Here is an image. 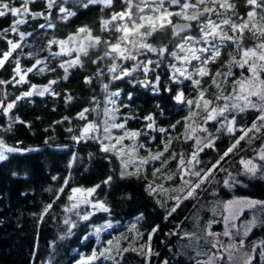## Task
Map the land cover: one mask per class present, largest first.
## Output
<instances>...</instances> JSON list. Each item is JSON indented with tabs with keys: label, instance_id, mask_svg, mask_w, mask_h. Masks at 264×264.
<instances>
[{
	"label": "snow or ice",
	"instance_id": "1",
	"mask_svg": "<svg viewBox=\"0 0 264 264\" xmlns=\"http://www.w3.org/2000/svg\"><path fill=\"white\" fill-rule=\"evenodd\" d=\"M37 0H0V17L10 15L14 19L12 25L8 29L0 32V38L9 31H18L20 24L27 23V19L19 17H27L31 15L35 20L43 15L40 12L30 11L29 5L35 4ZM114 0H75V7L87 9L90 5H103L101 11L110 8ZM124 6L122 11L112 12L109 19L101 17L100 31L117 33L115 38H103L100 35H93L92 29L84 25L78 27L75 33H71L66 39H52L48 41L47 51L53 58L60 56L75 57L62 60L58 67L64 70L63 79L69 78V69L84 68L85 61L82 57H88L90 50L99 51L101 45L104 51L91 60V63L98 65L96 71L84 78L86 85H91L96 80L100 85V90L105 94L104 108L102 109L103 119L100 123L94 121L88 122L78 137L74 140L94 139L100 144L103 153H109L106 156L109 164H112L111 157H115L119 162V176L121 179L135 176L140 178L142 169L145 171L147 167H151L153 177L157 174L163 175L167 180H180V186L173 189L178 194L172 196L174 204L168 206L167 203H161L157 199V204L166 210L165 219H168L176 212L185 200H197V190L206 191L205 185L213 183L221 185L230 191L235 189L237 185L247 187L242 184L231 172L222 166V162L230 154H234L239 148L241 141L251 147L255 140L264 139V0H245V14L241 15L234 0H120ZM68 0H46L47 9L51 10L54 6L59 5V12L63 14L60 18L68 20L69 17L75 16L77 13L64 7ZM175 8L176 10H172ZM173 18L176 23H173ZM44 28V24L39 25ZM47 27L55 28L54 24ZM171 30L172 38L177 43L154 45L149 43V39L157 32ZM26 35L32 33L19 32L20 39L23 40ZM250 42V43H249ZM9 50L0 52V68L12 57L13 52L21 47L19 43L12 40L7 41ZM76 44V47L71 45ZM53 45H58L60 51L53 52ZM231 47L232 51L227 52V59L213 72L211 69L221 59L227 49ZM41 49L40 51H44ZM155 54L156 59L151 58L148 54ZM32 54H29L31 58ZM143 57V59H141ZM106 63L105 67H99L102 62ZM128 62H131L129 64ZM45 64V61L37 58L35 64L23 70L20 67V61L15 60L16 67L13 69L15 75L12 81L0 80V84L26 83L25 75L32 72L37 65ZM106 69V70H105ZM164 70L167 71L168 79L163 81L161 76ZM45 71L54 72L55 67L38 68V73ZM151 74V78H150ZM19 80H16V76ZM142 77V78H141ZM107 80V82H105ZM115 81H125L126 83L136 87L137 85L146 89H150L153 93L159 94L161 84L164 90L171 93L173 85H175V95L173 99L186 108L187 115L177 120L168 128L157 127L156 114L149 113L144 117H139L132 109L130 103H125L122 96L123 89L111 90V84ZM57 80H50L48 85L39 87L31 85L32 91H26L22 96L16 97V100L4 104L0 101V110L7 115L15 106L16 101L25 97H31L34 94L44 96L49 93L59 96L60 93L55 92L52 85L57 84ZM207 83V87L205 84ZM190 89L186 91L187 86ZM215 92H210V89ZM93 92L95 89H91ZM74 97L69 93L65 96V102L70 104ZM127 101L133 99V93L126 94ZM90 103L96 107H86L77 114V118L85 120L86 113L95 112L99 117L101 109L99 108L100 100L97 96L90 97ZM109 105L111 107H109ZM159 115H163L160 105L156 106ZM127 109L128 112H123ZM258 113L250 126L239 124L238 118L243 119L245 113ZM131 113V114H129ZM69 120V117H64ZM143 119L147 123L145 128L148 130L158 131L161 134L162 148L157 146L156 150L148 148L140 137H148L149 132L137 129L133 130L128 127L130 120ZM57 121L56 123H62ZM16 123H24L19 117H9L7 127L0 128L2 132H11L13 125ZM218 125L216 133L226 132L233 136L234 140L231 145L223 152L218 153V159L211 167H200L202 161L200 154L206 148L215 150L216 140L220 139L209 131L210 124ZM179 126L184 131L179 135L173 136L172 132L176 131ZM115 130V131H114ZM68 131H72L71 128ZM239 132L240 135L235 134ZM156 137L152 136L151 141H155ZM125 140L132 143L125 144ZM174 141H181L184 144L192 142V150L190 152L172 151L168 159H164ZM144 149L145 156H139V151ZM36 149H20L15 146L7 145L6 141L0 137V162L8 159L9 153L20 151H35ZM244 149H241L243 151ZM255 156L249 159L243 157L239 161L243 165L241 174L252 179L264 180V144L261 145ZM260 163H256L257 160ZM172 162L176 163L175 171L171 170ZM159 163V167L155 165ZM132 168L133 171H129ZM115 172L116 169L113 168ZM225 172L226 177L222 181L216 180V174ZM15 174V173H14ZM56 179V177H53ZM145 179L147 176L145 175ZM114 177L109 175L101 183L90 188L73 187L68 194L67 199L74 201L71 208L76 209L80 204L90 205L97 211L110 212V208L105 201L90 199L101 186L111 188ZM68 179L65 180V187ZM160 191H167L163 185L156 188L149 182L145 191L149 195H155ZM60 193L64 192V187L59 189ZM215 194V192L213 193ZM59 199V196L56 197ZM223 212L220 220H209L201 235L196 233L185 232L182 239L194 241V254L188 257L189 264H232L233 250L239 251L244 248L245 240L249 233L255 227H264V219H257L254 214L251 220L240 221L245 210H257L264 214V201L252 199L248 197H233L230 200L221 202ZM52 207L51 204L44 206L40 220L48 213ZM71 210V209H66ZM213 211H215L213 209ZM95 212H89L80 219L89 221ZM77 215H80L77 213ZM143 219V214L137 217V221ZM65 224H70L69 235L72 234L71 229L77 227L75 222L68 219L64 220ZM223 224L222 232L212 231L213 224ZM109 222L102 228L95 229V235L99 237L102 230L112 228ZM179 227V226H178ZM241 228L243 232L241 233ZM159 230V225L152 228L148 233V241L141 245L139 249L132 247L122 248L119 238L115 240H107L103 242L99 249L93 248L90 255L79 254L80 258L76 264H103L104 261H111V264H121L124 259V253L135 252L137 255L143 256L145 264H150L153 255L159 256L158 252L151 249L152 236ZM129 231H137L136 225L133 224ZM93 233L85 235L81 240L84 243ZM143 237L144 233H139ZM166 236H179L176 231L166 233ZM222 237H227L229 242L225 244ZM64 237H62L63 239ZM201 241L208 244L207 251L201 247ZM147 248V252L144 249ZM259 248V256L264 259V242L253 244L252 251L256 252ZM171 252V249H169ZM119 257V259H117ZM203 257V258H201ZM253 255H248L244 264H253ZM175 259V258H174ZM162 264H170L165 259ZM178 264V261L176 262Z\"/></svg>",
	"mask_w": 264,
	"mask_h": 264
},
{
	"label": "trees",
	"instance_id": "2",
	"mask_svg": "<svg viewBox=\"0 0 264 264\" xmlns=\"http://www.w3.org/2000/svg\"><path fill=\"white\" fill-rule=\"evenodd\" d=\"M234 2L237 3L241 15H244L245 0H234ZM118 7L119 4H116L115 7H111L110 11L106 10V16L118 10ZM84 24L92 26L94 33H101L107 37L98 30L97 11L90 7L85 12L78 13V16L72 20L64 22L61 28V37L74 32L76 26L79 27ZM54 32L56 34L58 31L55 30ZM169 36L168 30L157 32L149 39V42L154 45H161ZM33 38L34 36L31 37L30 41L32 42L30 44H26L22 49L15 51L5 66L0 68V80L9 81L11 79L13 69L16 67L15 60H19L23 68L31 66L34 59L26 53L41 46L33 43ZM111 38H115L113 34ZM46 39L48 38L46 37ZM172 43H177V41ZM7 49V45L0 44V52ZM19 51H22L21 54L18 53ZM103 51V45L99 51L90 50L88 57H82L85 61L84 68L70 69L71 75L66 82L63 81L62 77L63 69L58 67L59 58L49 56L46 65L55 67L56 71H45L44 73L32 71L28 74L26 83H5L4 90L0 88V99L14 101L16 97L22 96L25 91L29 90L31 83L45 85L50 80H57L58 83L52 85V88L55 92L60 93L59 96L46 93L44 96L34 94L31 97H25L16 101V106L7 115L0 110V128L8 126L9 117H19L21 121H24V123L14 124L11 132L0 131V137L9 145L23 149H36L35 151L10 153L7 160L0 162V264H76L80 258L79 254L90 255L92 249L98 247L97 236L91 232L92 227L106 222L115 225L136 222V233L134 236H128L130 240L123 241L121 247L127 248L131 245L137 249L146 244L148 233L153 227L159 225V230L152 236L151 240V249L158 252L159 256H152L150 264H161L165 259H168L170 264H176L177 261L178 264H189V256L180 251L178 243L180 235L166 236V233L176 231L180 234L182 223L191 211L194 202L190 201L181 205L175 213L165 219L166 210L157 204L158 195H149L145 191L149 182L153 186L157 183L152 179V174L149 171L140 172L139 179L135 176L121 179L118 174V161L115 157H111L112 164H109L105 157L110 156V154L103 153L96 140L89 139L77 142L73 139V137L80 135L84 124L93 117L92 113L85 120H80L77 118V114L91 105V96L95 95L100 98L103 95L96 80H93L91 85L84 83L85 76L93 74L98 67V65L92 64L91 60ZM228 51H232L231 47L212 67L213 72L227 59ZM44 53L46 54L45 51ZM109 62H102L99 67L104 68L105 64ZM167 79L168 74L164 70L161 80L163 82ZM110 87L111 90L123 89L122 99L125 103L131 104L133 111L139 117L142 118L149 113L156 114L157 127L168 128L169 125L187 115L186 108H183L173 99L175 85L172 86L173 91L169 93L164 90L162 83L159 94L138 85L132 87L125 81H115ZM190 87L188 85L186 91ZM205 87H207V83ZM91 89H95V91L93 92ZM129 92L133 93V99L130 102L126 99V94ZM210 92H215V89H210ZM69 93L74 97L70 104L65 102V96ZM157 105H160L163 115H159ZM121 111L122 113L128 112L127 109ZM256 115L258 113H245L243 119L238 118V123L249 126ZM66 116L69 117V120L63 119ZM57 121L63 122L56 123ZM146 123L143 119L130 120L128 127L133 130L148 131L149 136H141L140 140L145 141L152 150H156L157 146L162 148L161 134L158 131L146 129L144 127ZM208 127L209 131L219 135L220 139L216 140L215 150L206 148L200 154L202 161L200 167H211L208 162L214 163L218 159V153L222 155L234 140L233 136L226 132L216 133L218 125L213 123ZM69 128L72 131H68ZM183 131L184 128L179 126L171 135L176 136ZM235 135L239 136L240 133L237 132ZM152 136L156 137L155 141H151ZM263 141L264 139H257L251 147L246 141H241L234 154H230L222 162V166L227 172H231L247 187L237 185L235 189L230 191L224 188L222 184L213 183L205 185L206 189H218L222 196L241 195L264 199V180L252 179L241 174L243 166L239 163L242 157L246 158L254 154L252 148L258 150ZM241 149L244 150L241 151ZM173 150L190 152L192 142L184 144L181 141H174L164 156L170 157ZM113 168L116 169L115 172ZM109 175L114 177L112 187L109 189L102 185L91 199L93 201H105L110 212L96 211L89 221L81 220L80 216L89 213L90 207L82 205L72 209L70 201L67 199L71 189L73 187H93ZM145 175L147 179H145ZM225 177V172L216 174L218 181H222ZM66 179H68V184L65 187ZM61 187H64L63 193L59 192ZM57 196H59L58 200L56 199ZM165 202L168 206L173 205V202L166 198L161 200V203ZM47 204H51L52 207L43 220H40V214ZM141 214H143V219L137 221V217ZM65 219L75 222L77 225L71 229L72 234L70 235L69 228L71 225L65 224ZM117 230L115 227L112 229V231ZM263 230L264 228L261 230L256 228L250 237H257ZM138 232L144 233L143 237H140ZM89 233H93V235L81 243L83 237ZM108 234L104 233V235ZM62 237L64 238L62 239ZM103 264H111V261H104ZM121 264H145V260L143 256L130 251L124 253Z\"/></svg>",
	"mask_w": 264,
	"mask_h": 264
},
{
	"label": "rangeland",
	"instance_id": "3",
	"mask_svg": "<svg viewBox=\"0 0 264 264\" xmlns=\"http://www.w3.org/2000/svg\"><path fill=\"white\" fill-rule=\"evenodd\" d=\"M51 10L47 9L46 12H42L43 13L42 18H44V17L47 18L48 15L50 14V11ZM172 10H176V9L173 8ZM19 18L20 19H27L28 17L21 16ZM49 24H50L49 22L46 23V25H49ZM45 28L48 29L50 27H47L46 26ZM22 29L23 28H20V26H19L18 27V31H16V32L9 31L11 33V35H14L15 34V36H9L8 37V36H5L4 35V37H6L8 40H12V41H14V39L16 37H18V40H15L14 42L20 43L21 39H20V36H19V32H23ZM27 36L28 35H26L25 37H27ZM47 45H48V42H46V44L40 46L39 48H35L34 51L29 52V54L30 53L32 54L31 58L34 59V61L31 64L30 67H32L35 64V60L37 58L41 59L42 61H45V64H47L46 63L47 58L50 56L49 55V52L46 50L47 49ZM71 46L72 47H76L77 45L76 44H73ZM23 47L24 46H21L20 49H22ZM41 49H45L44 51L46 52V54L45 53L43 54L44 51H40ZM8 50H9V46H8V49L5 50V51H8ZM51 51H53V52L60 51L59 46L58 45H53L52 48H51ZM148 55L151 58L156 59L155 54L149 53ZM74 57H75V53H73V56L72 57H68V56L65 55V56H60V57H56V58H59V63H60L62 60L71 59V58H74ZM51 58H53V57H51ZM141 59H143V57H141ZM45 64L37 65L36 68L33 69V71H37L38 68H44L45 67ZM129 64H131V62ZM20 67L22 69V74H24L23 70H26L27 68H23L21 66V64H20ZM30 67H28V68H30ZM69 71H70V69H69ZM29 73L30 72H27L26 75H25L26 81H27V76H28ZM14 75H15V73L13 72V75H12V77H11V79L9 81H12L13 80V76ZM16 80H19V76L18 75L16 76ZM12 83L13 84H17L14 81ZM31 85H37L38 87L39 86H42L43 87V86H46L48 84L40 85V84H36V83H31L29 85V90L28 91H31L32 90L31 89ZM104 96H105V94L103 93L102 97L99 98V100H100L99 108L101 109V115L98 117L97 116V113H95V112L86 113V117L87 116L89 117V114H92V113H93V117H91L84 124V126L88 122H92V121H94L96 123H100L101 122V120L103 119L102 109L104 108ZM0 101H2L5 105L8 104V103H10V102H12V101H7L4 98L0 99ZM91 107H96V105L91 104L89 106V108H91ZM109 107H111V106L109 105ZM81 131H82V129H81ZM140 142H143L148 148H150L147 145V143H145V141L140 140ZM124 143L125 144H129V143H132V142L131 141H128V140H125ZM262 144H264V141H263ZM7 145H9V144H7ZM9 146H13V145H9ZM15 147H17V146H15ZM18 148L23 149L21 147H18ZM20 152H24V151H20ZM145 155H146L145 150L144 149H141L139 151V156H145ZM255 155H256V153H254L251 156H248V157H246L244 159L252 158ZM163 158L164 159H168L169 157L164 156ZM255 162L256 163H260V161L258 160V158H257V160ZM155 166L156 167H159L160 165H159V163H157ZM119 167H120V165H119V162H118V174H119ZM170 167H171V170L172 171H175L176 163L175 162L172 163L170 165ZM129 171H133V169L132 168H129ZM146 171H149L152 174L151 167H147V170ZM146 171L144 169L141 170V172H146ZM152 179L154 181H157V183L153 186L154 188H156L159 185H163L164 188L167 189V191H160L158 189L157 195H158V198L160 199V201L162 199L164 200L166 198L169 201H172L173 204H174V201L171 199V197L178 194L177 192L173 191V189H175V188H177V187L180 186V180L179 179H176V180L170 181V180H167L163 175H161L159 173L157 174L156 177H153V175H152ZM214 192H215V194H213ZM220 194L221 193H220V191L218 189L217 190H215V189L213 190V188H210V189H208L205 192H201V191L197 190V195H198V199L197 200H191L190 199V200H185L182 203V205H184L185 203L190 202V201H193L194 202L193 205H192L191 211L187 215L185 221L182 223V227H181L180 234H179L180 235V238L178 239L180 251L182 253H184L185 255L191 256V255L194 254L193 249H194V243H195L194 241H191L189 239H186V238L185 239H182L181 238V237H183V235H184L185 232H188V233H196L197 235H201L202 232H203V229H204V227L206 225V223L209 220H213V219L214 220H220L221 219V214L223 212V208H222L221 202L230 200L233 197H248V196H241V195H232V196H229L228 197V196H222ZM248 198H251V197H248ZM90 199H91V197H90ZM252 199H256V198H252ZM257 200L264 201V199H257ZM72 203H74V201H70V205H72ZM82 205H85V204H80L79 207L82 206ZM88 206L90 207V211L89 212H96L97 211V210L91 208L90 205H88ZM213 209L215 211H213ZM254 214L257 216V219L258 220L259 219H264V214L260 213L257 210H245L244 214L240 218V221H237V224L239 225L241 221L251 220V218H252V216ZM107 223H109V222H106V223L101 224V225H94L92 227L91 232H94L95 233V229L96 228H102L103 229V226L105 224H107ZM111 224L113 225L112 228H108V229L102 230L100 232V234H99V237H97V242H98L97 249H99L101 247V245H102L103 242H106L107 240H110V239L115 242V240L119 238L120 244H122L123 241L125 242L126 240L127 241L130 240V238L128 236H134V234L136 233V231H129V228L133 224L136 225V222H131V223L126 224V225H115L113 223H111ZM114 227L117 228L118 230L117 231H112V229H114ZM256 228H259L261 230V228H264V227H259L258 226V227L253 228L252 231L249 233L248 237L245 240V246H244V248L240 249L239 251L233 250V262H232V264H244V261H245V259L247 258L248 255H253L255 257L254 260H253V264H264V259H261L260 256H259L260 249L257 248L256 249V252H253L252 251L253 244H257L258 245L261 242H264V230L261 231V233L257 237H254V236L253 237H250L252 235L253 231ZM211 230L214 231V232H222L223 231V224L222 223H220V224H213ZM242 232H243V228H241V233ZM104 233H106V234L109 233V234L108 235H104ZM222 239L225 241V244H227L229 242V240H228L227 237H222ZM201 247H202V249L204 251H207L209 245L206 244V243H204L203 241H201ZM144 251L147 252V248H145ZM153 252H155V251H153ZM201 258H203V257H201Z\"/></svg>",
	"mask_w": 264,
	"mask_h": 264
},
{
	"label": "flooded vegetation",
	"instance_id": "4",
	"mask_svg": "<svg viewBox=\"0 0 264 264\" xmlns=\"http://www.w3.org/2000/svg\"><path fill=\"white\" fill-rule=\"evenodd\" d=\"M74 2H75V0H68V3L63 5L64 7L68 8L69 10L75 11L77 13L75 16L69 17L68 20H66V21L72 20L73 18L78 16V13L86 11L85 8L75 7L74 6ZM116 4H119V7H118V10H116L115 12L122 11L124 6L121 4L120 0H114L112 7H115ZM17 6H19V0H18V3H17ZM89 7L92 8L93 10L97 11V15H98V18H99V29L98 30L100 31L101 17H103L105 19H109L111 15L106 16L107 15L106 14L107 13L106 10L110 11L111 7L110 8H105L103 12L101 11V9L103 8V5L97 4V5H90ZM29 8H30V11H32V12H40V13L46 12V10H47L46 1L45 0H37V2L35 4H30ZM62 15L63 14H61L59 12V5L54 6L52 8V10L50 11V14L48 15L47 18L46 17L42 18V15H41V16L37 17L35 20H33L31 15H28L27 16L28 17L27 18V23L20 24L19 26H20V28H23L22 30H23L24 33H32V35H28L27 37H25L23 40L20 41L19 44L21 46H25L26 44H30L32 42V41H30L32 36H34L33 43L41 45V46L46 44V42H48L49 40H52V39L59 40V39L67 38V36L69 34H71V33H69L65 37H61V34H60V33H62V31H61L62 29L61 28H62L64 22H66L65 20H62L60 18ZM14 19H16V18H14V17H12L10 15H7L5 17H0V31L3 32L4 29L10 28L12 23H13V21H14ZM48 22L50 24L51 23L54 24L55 28H48V29L45 28L47 26L46 23H48ZM176 22H177L176 19L173 18V23H176ZM40 23L44 24L45 27L44 28H40L39 27ZM84 25L89 26L88 24H84ZM84 25H81L79 27H82ZM89 27L92 29L93 35H100L103 38H110V36L112 37V34H113L114 37H115V35H118L117 33H113V32L112 33L103 32V34H105L107 36V37H105L101 33H98V34L94 33L95 32L94 28H92V26H89ZM77 28H78V26H76L75 31L72 32V33H75ZM55 30L58 31V32H56V34L54 32ZM58 34L60 36H57ZM168 35H170V36L168 37L167 40L164 41V44H169L170 42L172 43V42L176 41V40H174L172 38L170 29L168 30ZM5 36H8V37L9 36H15V34L11 35L10 32H7V34ZM46 37L48 39H46ZM15 40H18V37H16L14 39V41ZM7 41H8V39L6 37L0 38V44L1 45L9 46ZM19 49L20 48H18L17 50H19ZM21 52L22 51H19L18 53L21 54ZM26 55H29V52H27ZM0 88H2V90H4V84H2V86Z\"/></svg>",
	"mask_w": 264,
	"mask_h": 264
},
{
	"label": "water",
	"instance_id": "5",
	"mask_svg": "<svg viewBox=\"0 0 264 264\" xmlns=\"http://www.w3.org/2000/svg\"><path fill=\"white\" fill-rule=\"evenodd\" d=\"M69 72H70V71H69ZM70 75H71V73H70ZM70 75H69V77H70ZM63 76H64V73H63ZM63 76H62V77H63ZM67 80H68V79H67ZM67 80H64V79H63V81H65V82H66ZM1 86H2V84H0V87H1ZM39 87H42V86H39ZM39 87H38V88H39Z\"/></svg>",
	"mask_w": 264,
	"mask_h": 264
}]
</instances>
